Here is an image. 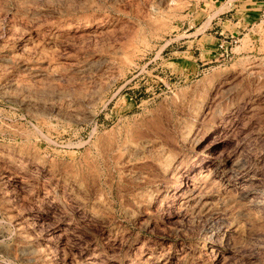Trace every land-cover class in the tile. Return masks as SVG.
<instances>
[{
    "label": "rangeland",
    "instance_id": "374dc122",
    "mask_svg": "<svg viewBox=\"0 0 264 264\" xmlns=\"http://www.w3.org/2000/svg\"><path fill=\"white\" fill-rule=\"evenodd\" d=\"M224 1L0 0V264H264V37Z\"/></svg>",
    "mask_w": 264,
    "mask_h": 264
},
{
    "label": "built area",
    "instance_id": "2783aa9c",
    "mask_svg": "<svg viewBox=\"0 0 264 264\" xmlns=\"http://www.w3.org/2000/svg\"><path fill=\"white\" fill-rule=\"evenodd\" d=\"M233 2L235 3V0H233ZM237 2L239 4H241L242 0H237ZM224 3H226V0L224 1ZM236 4V8H237V3ZM226 14H229L231 17L233 14H235L234 12V8L232 9H229L228 11L226 12H223L219 15L220 16H223V15H226ZM249 28V31H247L245 34V30H243L242 33H240L239 35L243 36L244 35H250V37H257L258 39L257 40H260V36H263L264 37V0H262V4L260 5V8H259V14L257 16V18L247 24ZM253 30V31H251ZM243 34V35H242ZM253 39V38H252ZM239 36H229L228 38H222V39H218L216 41V44H215V48H217V50H219L221 52V56H223V53H226L228 48H234L236 47L238 44H239ZM256 40H252L251 41V44L253 46V43H255Z\"/></svg>",
    "mask_w": 264,
    "mask_h": 264
},
{
    "label": "crops",
    "instance_id": "0c3cea01",
    "mask_svg": "<svg viewBox=\"0 0 264 264\" xmlns=\"http://www.w3.org/2000/svg\"><path fill=\"white\" fill-rule=\"evenodd\" d=\"M241 3L242 4L241 5L239 4L237 6V8L243 6L242 16L247 21V24H249V23L253 22L257 18L258 14H259L258 10L260 8L259 4L260 5L262 4V0H242ZM232 17H236L237 18V15L233 14ZM215 44H216V42H215Z\"/></svg>",
    "mask_w": 264,
    "mask_h": 264
},
{
    "label": "bare ground",
    "instance_id": "6f19581e",
    "mask_svg": "<svg viewBox=\"0 0 264 264\" xmlns=\"http://www.w3.org/2000/svg\"><path fill=\"white\" fill-rule=\"evenodd\" d=\"M130 139V138H129ZM226 158V157H225ZM224 159V158H223ZM237 159H239V158H237ZM237 159H235V160H237ZM240 160V159H239ZM167 161V160H166ZM221 161H223V160H221ZM238 161V160H237ZM236 162V161H235ZM240 162V161H239ZM241 163H242V161H241ZM233 164V163H232ZM236 166V165H235ZM239 166V165H238ZM237 167V166H236ZM240 167V166H239ZM238 167V168H239ZM233 168V167H232ZM231 168V169H232ZM202 178V177H201ZM174 191V190H173ZM174 193V192H173ZM187 193H189V192H187ZM195 193V192H194ZM193 193V191H191V195H190V197H189V199L188 200H191V202H193L192 200L193 199H195L197 196H196V194H194ZM184 185H183V188H182V183H181V185H178V186H176L175 187V193H174V195H171V196H174V198H177L178 200H180L181 202H180V205L182 206V200H184ZM170 198V197H169ZM173 198V197H172ZM176 201V200H175ZM171 202V201H170ZM189 203V202H188ZM176 205V204H175ZM177 205H178V203H177ZM171 207V206H170ZM179 207V206H178ZM214 237V236H213Z\"/></svg>",
    "mask_w": 264,
    "mask_h": 264
}]
</instances>
